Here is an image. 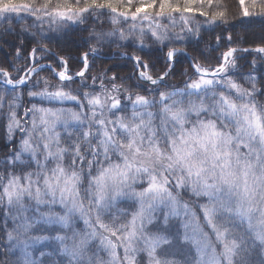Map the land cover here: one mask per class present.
Instances as JSON below:
<instances>
[{"label": "clouds", "instance_id": "clouds-1", "mask_svg": "<svg viewBox=\"0 0 264 264\" xmlns=\"http://www.w3.org/2000/svg\"><path fill=\"white\" fill-rule=\"evenodd\" d=\"M165 72L155 67V84L124 80L118 93L110 79L99 90L76 85L78 102L46 108L76 111L80 120L47 131L35 113L36 127L28 119L9 136L7 109L0 110V132L18 139L17 150L0 154V264H264V87L250 85L239 68L229 78L248 94L225 81L192 89L185 85L193 76L162 79ZM105 94L117 96L116 107L110 99L102 107L88 103ZM26 139L32 149L20 155ZM109 169L122 175L102 187L98 180ZM10 181L19 191L11 202L4 195ZM153 183L171 196L147 194ZM138 193H146L143 200ZM142 206L152 222L138 227L130 246L129 222ZM50 216L68 222H44ZM97 217L116 235L99 229ZM149 237L161 240L155 251ZM82 239V253L72 255Z\"/></svg>", "mask_w": 264, "mask_h": 264}, {"label": "snow or ice", "instance_id": "snow-or-ice-1", "mask_svg": "<svg viewBox=\"0 0 264 264\" xmlns=\"http://www.w3.org/2000/svg\"><path fill=\"white\" fill-rule=\"evenodd\" d=\"M239 7L241 9V15L245 18L259 17L264 20V0H239ZM25 15L31 16L38 26H42L44 23H48L50 26L56 24L58 27H68L70 25H83L88 23L93 17L97 21H101L102 18H107L114 26H119L123 22H135L140 21L139 31L135 36L133 43L138 44L140 49L147 47L145 43L146 35H150L154 43L163 45L165 42L170 41L172 36L170 35L169 27L173 30L177 22L181 23L183 31L191 34L192 36L199 35V27L193 30L192 20L195 16L203 17L202 23L208 25H218L220 23H228L229 17L227 10L221 7L220 0H0V21L5 22L8 28L11 27L12 20H19L21 24L25 21ZM148 22L147 32L145 31L143 22ZM133 29H137L136 23H131ZM7 30V29H6ZM24 31H28L25 28ZM90 35L95 39L96 44H103L105 42H113V38L120 41L129 40L132 33H126L120 27H113L109 31H97L95 28L91 29ZM175 39L183 40L184 36L179 33L175 34ZM220 37H217L219 41ZM229 41H232V36L227 37ZM241 51H247V49H240L238 45H229L225 51H222L214 66L201 63L193 58L191 68L194 75L190 78L189 82L185 85L192 89L200 90L213 86L216 83L225 81L227 86L240 94H248L236 79L229 77L233 76V73L237 71V53ZM256 53L258 58L264 59V42L261 46H257L251 50ZM89 52L95 54L97 52L96 47L88 49V51H82L76 60L80 62V66L73 70L70 66V60L73 58L70 56L60 55L59 53H51L50 50L40 43L37 47L31 48L26 54H22L21 49L16 50L15 63L11 65V71L8 68L0 67V80L5 85L10 86L0 92V110L7 109V123L6 129L10 136L21 125L19 113L17 109L21 107L23 96L20 89H24V93L33 98L29 101L30 107H26L23 115L28 119H31L33 127H36L38 113L39 123L45 126V131L49 128H55L58 124L68 125L69 122L79 121L80 114L76 111L64 109H53L38 106V101H60L65 100L78 102L79 97L74 95L71 91L72 85L76 83V78H80L79 84H85L87 79L86 73L89 72ZM182 52V49H178L174 46H169L166 51L165 64L167 70L162 74V79L172 72L171 62H175L178 54ZM54 55L59 63L60 70L52 68L51 65H44L41 63V59L45 55ZM147 57V58H146ZM135 61L136 67L140 70V78L155 84L157 81L153 77L152 72L155 70V64L151 61V54L146 56L133 54L131 57ZM19 64H31V67H26L23 70V74H20L21 69ZM255 65V61H253ZM43 71H50L55 77L56 82L53 83L47 77L41 75ZM16 72L17 75H13ZM184 74H187L186 72ZM105 73H101L104 76ZM246 79L250 85L255 86L258 82H264V78L258 81L257 78L250 71L246 76L242 77ZM109 79L112 83V92L118 93L120 84L124 82L123 77L112 75ZM31 82L32 87H28ZM92 82H96V78H92ZM119 82V83H118ZM103 87V85H101ZM107 99L112 101V106L116 107L119 103L116 95L105 94L104 96H92L88 99V103L95 106H103V102ZM144 98L137 96V101H142ZM222 100L228 104V106L235 111L236 105L230 104L226 97ZM257 127L261 125L257 120ZM47 146V145H45ZM32 149V145L29 139L23 141L22 155L24 152H28ZM190 155V154H189ZM19 159V155L17 156ZM198 174V173H197ZM122 175L119 170L109 169L103 173L98 184L102 187L106 186L107 181L111 179L114 183L117 177ZM229 181L226 179L225 183ZM155 193H171L168 192L164 185L153 183L147 189V194ZM119 194V192H117ZM4 195L8 201L19 198L18 186L15 182L10 181L8 187L4 190ZM146 193H138L137 196L143 200ZM100 199H103L101 195ZM73 208L81 211L76 201H73ZM204 217L211 223L212 216L211 210L204 209ZM97 226L101 230L109 231L113 236L116 233L104 224L99 217L96 218ZM38 223L40 221H37ZM44 222L49 224H62L66 225L68 222L67 216H50L47 217ZM85 224L92 227L89 219L85 217ZM151 223L150 212L143 206L133 219L129 222V231L126 233V238L131 241L137 235V229H143L145 223ZM25 231H27L31 225L25 222L23 224ZM92 237L98 235L93 230L90 234ZM11 238V237H10ZM57 240L63 241L62 236H57ZM101 243L112 245L113 242L108 237H102ZM86 244V240L80 241V246L71 250L72 255H79L82 253L83 246ZM161 240L159 238L149 237L147 246L153 251L159 248ZM114 246V245H113ZM127 252V249H125ZM25 256L27 251L25 250ZM25 264H28L25 260Z\"/></svg>", "mask_w": 264, "mask_h": 264}, {"label": "trees", "instance_id": "trees-1", "mask_svg": "<svg viewBox=\"0 0 264 264\" xmlns=\"http://www.w3.org/2000/svg\"><path fill=\"white\" fill-rule=\"evenodd\" d=\"M220 4L221 7L227 10L229 17L228 23L208 25L207 23H202L204 20L203 17L195 16L192 20V27L193 30L199 27L198 36H192L186 31H183L181 23L177 22L174 30L169 27L170 35L172 36L170 41L160 45L154 43L150 35H146L145 43L147 47L143 49H140L138 44L133 43L139 31V26L141 25L140 21L123 22L119 26H114L107 18H102L101 21H97L93 17L86 24H74L66 28L58 27L56 24L50 26L48 23L38 26V22L33 17L27 15H25L23 24L19 20H12L10 28H8L5 22L0 21V67L8 68L11 71V65L16 62L15 56L17 49H21L22 54H26L31 48L43 43L51 53H59L60 55L72 57L70 66L75 70L80 66V62L75 57L82 51H88V49L96 47V53L98 55L94 56L89 54V72L86 73L87 79L85 82L92 84L93 88L99 90L101 81L107 84L110 76L117 75L118 77H123L124 80L135 86L137 80L140 78V70L131 58L132 55L138 54L146 56V54L150 53L151 61L155 64V67H161L167 70L165 64L166 51L169 46H174L182 49V52L177 55L169 76H172L174 79L177 77L188 79L189 76L194 75L193 69L191 68L193 58L201 63L214 66L221 52L225 51L229 45H238L239 48H255L261 46L262 42H264V20L259 17H243L239 7V0H220ZM131 23H136L138 25L137 29H133ZM142 26L147 32L149 27L148 22L144 21ZM113 27H120L126 33H132V35L127 41H120L113 38V42H105L99 45L95 43V39L90 35L91 29L93 28L97 31L103 30L106 32ZM25 28H28V31H24ZM176 33L184 36V39H175ZM229 35L232 36V41L227 39ZM217 37H220L219 41H217ZM237 56V68L245 76L251 71L258 81L264 78V63L256 62L258 60L256 53L252 51H241L237 53ZM253 61H255V65H253ZM41 63H48L54 69L60 70L58 60L54 55L49 54L43 56ZM18 67L21 69L20 74H23V70L26 67H31V64H19ZM186 68L189 71L187 74H184ZM101 73H105V75L101 76ZM181 74L184 75L182 76ZM13 75L15 76L17 73L13 72ZM41 75L47 77L53 83L56 82L55 77L50 71H43ZM233 75H239V73L235 72ZM93 77L96 78L94 84L92 83ZM79 80L80 78H77L76 83L72 87L80 85ZM259 83L264 87V82ZM28 87H32L31 82H29ZM6 88H9V86L0 82V92H3ZM20 91L23 100L21 107L17 111L23 123L28 120L23 113L26 107H30L29 101L33 98L27 96L24 93V89H20ZM68 104H71V102L38 101V106L41 107ZM16 135L18 137L20 133L17 132ZM17 145L18 139L14 138L9 142L6 138V130L0 132V154L17 150ZM81 225H83V221H81Z\"/></svg>", "mask_w": 264, "mask_h": 264}, {"label": "water", "instance_id": "water-1", "mask_svg": "<svg viewBox=\"0 0 264 264\" xmlns=\"http://www.w3.org/2000/svg\"><path fill=\"white\" fill-rule=\"evenodd\" d=\"M242 49V48H241ZM253 48H249V49H247V51H251ZM89 54H91V55H98L97 53H95V54H93V53H89ZM173 63V62H172ZM78 78V77H77Z\"/></svg>", "mask_w": 264, "mask_h": 264}]
</instances>
